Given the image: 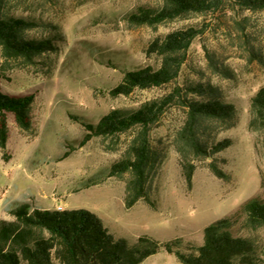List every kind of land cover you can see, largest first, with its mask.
<instances>
[{
    "label": "rangeland",
    "instance_id": "obj_1",
    "mask_svg": "<svg viewBox=\"0 0 264 264\" xmlns=\"http://www.w3.org/2000/svg\"><path fill=\"white\" fill-rule=\"evenodd\" d=\"M143 5L159 8L162 2L4 0L10 14L40 19L41 26L28 35L54 34L58 49L27 66L6 62L0 47L1 89L35 96L29 130L8 117L9 139L6 148H0V220L14 221L10 210L25 202L39 209H85L115 238L134 242L147 235L160 242L184 238L201 244L205 227L251 199L264 201V130L249 129L251 98L264 86V11L244 9L237 0H220L215 10L156 27L130 24L126 15ZM189 27L199 33L174 82L136 89L129 96L110 95L125 71L160 66L159 57L146 53L154 39ZM196 84L213 85L219 97L236 106L234 127L206 120L200 130L209 144L230 138L232 145L214 159L193 160L196 168L188 187L174 145L185 109L172 105L151 131L153 146L165 153L149 174L156 207L140 201L126 209L125 182L107 173L124 156L134 133L94 137L81 146L86 131L75 117L97 123L112 109L135 110L176 86L184 90ZM213 160L227 178L212 173ZM91 178L101 182L85 187ZM253 237L264 245V230ZM141 264L181 263L161 250Z\"/></svg>",
    "mask_w": 264,
    "mask_h": 264
},
{
    "label": "trees",
    "instance_id": "obj_2",
    "mask_svg": "<svg viewBox=\"0 0 264 264\" xmlns=\"http://www.w3.org/2000/svg\"><path fill=\"white\" fill-rule=\"evenodd\" d=\"M248 10L264 11V0H237ZM159 8L140 6L126 15L134 26L156 27L191 14L215 10L220 0H161ZM33 15L10 14L0 0V47L6 62L18 61L33 65L44 54L58 49L54 34L30 36L41 26ZM199 31L194 27L175 30L154 39L147 55L160 58V66H144L125 71L119 84L110 90L113 97L129 96L136 89L162 87L174 82L185 62L186 54ZM189 90L192 95L183 92ZM178 86L135 110L112 109L97 123L75 117L86 133L81 146L94 137L118 138L133 132L126 152L109 168L107 177L125 182L124 205L132 208L140 201L155 208L149 191V174L165 159L151 141V131L172 105L185 109V120L177 131L174 145L188 187H191L195 164L193 160L211 158L232 145L230 138L207 143L200 136L202 123L217 121L226 128L234 127L238 111L211 84H196L187 89ZM34 94L14 95L0 87V148L9 139L8 117L12 115L23 130L32 126L31 109ZM251 131L264 130V86L250 101ZM218 178L226 174L213 160L209 163ZM91 178L85 187L99 184ZM14 221L0 220V264H141L148 257L164 250L181 264H264V245H259L254 233L264 230V201L254 198L236 212L220 218L203 230V241L197 244L184 238L160 242L147 235L134 242L115 238L100 218L85 209L48 210L20 203L10 210Z\"/></svg>",
    "mask_w": 264,
    "mask_h": 264
}]
</instances>
